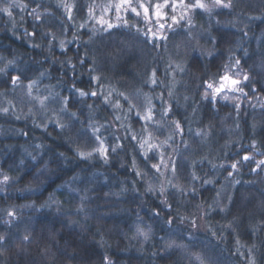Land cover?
Listing matches in <instances>:
<instances>
[{"label": "clouds", "instance_id": "1", "mask_svg": "<svg viewBox=\"0 0 264 264\" xmlns=\"http://www.w3.org/2000/svg\"><path fill=\"white\" fill-rule=\"evenodd\" d=\"M0 264H264V0H0Z\"/></svg>", "mask_w": 264, "mask_h": 264}]
</instances>
